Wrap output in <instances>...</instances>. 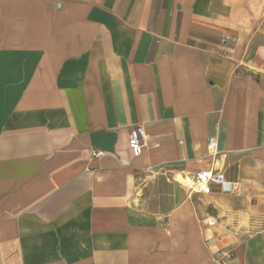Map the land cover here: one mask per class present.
<instances>
[{
  "label": "crops",
  "instance_id": "1",
  "mask_svg": "<svg viewBox=\"0 0 264 264\" xmlns=\"http://www.w3.org/2000/svg\"><path fill=\"white\" fill-rule=\"evenodd\" d=\"M0 76V264H264V0H0Z\"/></svg>",
  "mask_w": 264,
  "mask_h": 264
},
{
  "label": "built area",
  "instance_id": "2",
  "mask_svg": "<svg viewBox=\"0 0 264 264\" xmlns=\"http://www.w3.org/2000/svg\"><path fill=\"white\" fill-rule=\"evenodd\" d=\"M146 139L145 130L142 127H136L135 129L131 130L130 138H129V146L130 148L139 153L143 146ZM208 149L210 153L214 156L219 154V144L217 139H209L208 140ZM101 154V153H99ZM186 183H182L186 186L192 193H202V194H209L212 190L213 186H217L220 191L224 194H231L236 192L238 189L236 185L229 182L225 175L221 172H216L213 170L210 171H203L196 174L192 178H184ZM207 226L209 229L218 227V221L215 219H208ZM245 238L249 237V234L246 233L244 236ZM216 235H212L210 238L207 239V245L209 247H213L216 245ZM235 249L232 246H227L224 248H218L216 251L217 257L220 261L224 264L234 258Z\"/></svg>",
  "mask_w": 264,
  "mask_h": 264
},
{
  "label": "rangeland",
  "instance_id": "3",
  "mask_svg": "<svg viewBox=\"0 0 264 264\" xmlns=\"http://www.w3.org/2000/svg\"><path fill=\"white\" fill-rule=\"evenodd\" d=\"M0 79L2 80V82H4L5 79H6V77H4V76H0ZM0 82H1V81H0ZM257 223H258V224H264V221L257 219ZM218 248H219V247L217 246V247L215 248V250H212V251H214V253H216V251H217Z\"/></svg>",
  "mask_w": 264,
  "mask_h": 264
},
{
  "label": "bare ground",
  "instance_id": "4",
  "mask_svg": "<svg viewBox=\"0 0 264 264\" xmlns=\"http://www.w3.org/2000/svg\"><path fill=\"white\" fill-rule=\"evenodd\" d=\"M180 182L184 184L186 183V181H184L183 179H180Z\"/></svg>",
  "mask_w": 264,
  "mask_h": 264
}]
</instances>
